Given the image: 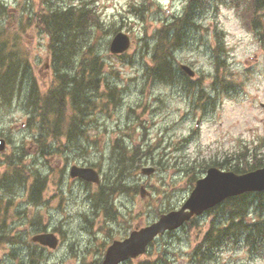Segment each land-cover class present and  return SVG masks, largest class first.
<instances>
[{"label": "rangeland", "instance_id": "1", "mask_svg": "<svg viewBox=\"0 0 264 264\" xmlns=\"http://www.w3.org/2000/svg\"><path fill=\"white\" fill-rule=\"evenodd\" d=\"M85 1L106 27L130 37L129 49L120 56L109 52L112 33L100 31L92 39L104 81L119 91L120 103L96 112L78 146L63 137H47L48 153L41 154L25 102L32 84L42 92L48 89L53 67L48 38L35 28V15ZM184 5L185 0H0V33L9 44L7 52L19 54L28 65L8 103L0 102V138L6 140L0 160L20 157L28 175L36 172L45 181L37 195L40 201L28 194L32 178L5 181L0 187V216L5 220L0 264H99L112 240L179 209L194 181L204 175L203 161L218 162L246 149L264 158V50L230 5L202 10L195 22L199 28L187 30L183 46L174 52V67L190 66L194 78L177 71L179 82L165 84L146 75L156 30L178 17ZM117 141L133 151L125 182L137 191L118 195L105 216L89 199L98 186L70 179L68 169L91 166L103 182L110 175ZM146 167L155 172L143 175L140 170ZM2 177L0 167V183ZM226 215L221 209L206 212L123 264H264V254H252L241 238L218 245L209 260L194 257L204 235L226 225ZM44 231L58 237L56 250L30 243L31 235Z\"/></svg>", "mask_w": 264, "mask_h": 264}, {"label": "trees", "instance_id": "2", "mask_svg": "<svg viewBox=\"0 0 264 264\" xmlns=\"http://www.w3.org/2000/svg\"><path fill=\"white\" fill-rule=\"evenodd\" d=\"M219 4L230 5L236 10L244 27L255 35L264 50V0H185L179 16L155 32L149 52L150 65L146 73L151 80L165 84L179 82L178 70L174 67L175 50L183 46L187 30L191 27L199 28L195 22L202 10ZM34 24L48 38L47 49L51 56L53 79L44 92L32 84L25 103L26 108L31 111L29 124L39 133V152L45 154L44 152L48 153L45 143L47 137L57 141L63 137L67 144L78 146L84 140L96 112L110 105L116 107L120 103L119 91L104 81L103 63L95 54L92 40L100 31L112 34L116 31H111L104 25L98 12L87 1L38 12ZM2 36L3 33H0V102L8 103L28 65L19 54H8L9 44ZM217 62L219 63L218 56ZM116 143L110 175L104 179L98 191L90 196L92 207L96 211L103 210L105 216L110 214V206H113L118 195L137 191L125 182L133 166V151L119 141ZM6 160V179L3 180L23 183L29 178L14 155ZM201 165L203 170L216 166L235 174H243L264 167V158L253 149H246L218 162L203 161ZM32 174L34 176L31 177L30 193L32 198L38 199L37 195L45 188V181L36 172ZM213 209H221L224 214L226 212V225L224 228H211L193 252L194 257L209 260L218 245L223 242L232 243L240 238L242 245L249 248L252 254H264V191L226 199ZM211 211L213 210L208 212ZM3 212L0 209V213ZM249 213L254 215L252 219L249 218ZM4 221L0 216V230L4 227ZM31 257L34 261V255L31 254ZM29 262L33 263L32 260Z\"/></svg>", "mask_w": 264, "mask_h": 264}, {"label": "water", "instance_id": "3", "mask_svg": "<svg viewBox=\"0 0 264 264\" xmlns=\"http://www.w3.org/2000/svg\"><path fill=\"white\" fill-rule=\"evenodd\" d=\"M130 45L129 37L123 33H116L110 41L109 51L111 54H121ZM179 68L188 77L194 76V71L187 65L180 64ZM264 109V105H262ZM4 149V141L0 140V152ZM152 168L142 170L143 174L150 175ZM71 178H79L84 181L99 184L98 173L92 168L72 166L69 170ZM264 190V168H260L242 175L211 167L206 171L203 178L195 183L186 202L179 210L161 215L157 221L135 229L128 237L121 241H113L106 249L101 264H120L128 259H134L142 255L147 245L159 234L166 230H175L194 215H199L205 210L217 205L227 197L239 195L245 192H259ZM144 196L143 189L140 190ZM31 241L50 249H55L58 243L52 233H42L31 237Z\"/></svg>", "mask_w": 264, "mask_h": 264}, {"label": "bare ground", "instance_id": "4", "mask_svg": "<svg viewBox=\"0 0 264 264\" xmlns=\"http://www.w3.org/2000/svg\"><path fill=\"white\" fill-rule=\"evenodd\" d=\"M260 22V21H259ZM144 158V157H143ZM251 212V211H250ZM245 217V216H244ZM224 228V227H223ZM207 242V241H206ZM211 241H209V243H210ZM203 243V242H202ZM219 243V242H218ZM214 244V243H213ZM206 245V244H205ZM207 246V245H206ZM217 246V245H216ZM208 247H209V245H208ZM207 249V248H206ZM213 263V262H212Z\"/></svg>", "mask_w": 264, "mask_h": 264}, {"label": "clouds", "instance_id": "5", "mask_svg": "<svg viewBox=\"0 0 264 264\" xmlns=\"http://www.w3.org/2000/svg\"><path fill=\"white\" fill-rule=\"evenodd\" d=\"M239 35V34H238Z\"/></svg>", "mask_w": 264, "mask_h": 264}]
</instances>
